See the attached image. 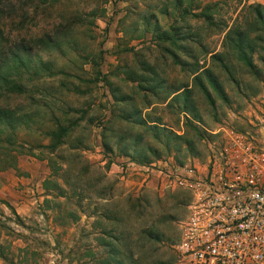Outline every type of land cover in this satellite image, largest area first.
<instances>
[{
	"label": "rangeland",
	"instance_id": "1",
	"mask_svg": "<svg viewBox=\"0 0 264 264\" xmlns=\"http://www.w3.org/2000/svg\"><path fill=\"white\" fill-rule=\"evenodd\" d=\"M214 1L194 0L188 6L183 0L181 5L196 12ZM250 3L264 0H219L215 22L208 25L189 15L182 21L174 0H0V60L22 40L30 44L52 34L56 25L70 21L76 29L69 35L72 49L43 52L52 62V75L34 76L25 94H0V105L25 108L35 118L31 127L15 133L24 149L15 155V167L0 170V264H103L109 254L100 237L143 264H177L180 224L196 191L180 179L204 173L209 161L225 156L235 135L264 146V64L258 54L259 74L231 55L228 69L210 58L223 50L217 22L231 24ZM171 26L198 33L200 42L178 43L190 47L200 71H212L222 92L203 77L206 96L193 81L194 60L158 39ZM143 63L162 79L156 94L126 76L144 73ZM182 85L191 89V112L182 111V100L169 102L171 90ZM113 90L127 94L148 125L191 140L194 151L166 152L163 133L136 126L130 129L132 137L140 136L136 146L149 145L157 154H147L142 163L121 155L119 146L130 140L118 143L113 137L125 124L111 111L127 104L119 108ZM57 123L70 130L51 151L48 132Z\"/></svg>",
	"mask_w": 264,
	"mask_h": 264
},
{
	"label": "trees",
	"instance_id": "2",
	"mask_svg": "<svg viewBox=\"0 0 264 264\" xmlns=\"http://www.w3.org/2000/svg\"><path fill=\"white\" fill-rule=\"evenodd\" d=\"M61 0H40L42 4L58 3ZM188 1V6L193 4L194 0ZM183 0H174V8L180 11V17L182 21L185 20L186 15L202 19L206 24L213 25L215 22V14L219 11V0L209 2L202 7L198 6V11L193 12L190 8L182 7ZM217 27L223 32L222 36V48L220 52H215L210 55L212 62L218 63L224 69L229 68L227 59L230 55L238 61L242 62L253 74H259V70L256 67L254 61V55L258 54L259 60L264 64V4L250 3L246 5L244 15H236L232 19L231 24L228 21L220 19ZM159 29V26H156ZM72 29L70 21L61 23L59 26L53 27L52 34L45 33L29 40L30 44L25 40H22L17 50L11 52V55L7 57H1L0 60V94L5 95H22L29 91L28 83L35 80L34 76H40L48 73L52 75V62L44 59L43 52L58 51L65 53V49H72V43H75L73 38L69 35L75 30ZM182 29L177 26L170 27V33L164 32L159 34L158 39L168 41L170 45L178 46L183 49V52L190 56L193 65V77L194 83H196L201 91L210 96L207 86L202 82V78L208 79L211 86L218 92H222L221 88L209 68H204L198 63V58L192 54L190 47L183 43H178L181 40L196 41L199 39L198 33H187L181 31ZM72 31V32H71ZM201 51L204 52L203 49ZM190 53V55H189ZM176 56V55H174ZM180 64H187L188 61L179 59ZM147 63H143L144 73H134L129 71L126 76L131 81L137 82L138 88L144 91H151L153 94L157 93L159 85L162 83V79L159 80L158 72L154 67L150 66L149 69ZM181 90V91H180ZM83 92L81 90H76ZM171 98L169 102H178L182 100V111L191 112L192 97L191 89L186 85H182L178 88L171 90ZM112 96L115 103L127 104L126 107H121L120 111L112 110V116L119 118L124 123V128H120V133H112L118 143L125 140H130L128 144L119 146L121 155L129 157L131 160H139L141 163L147 161L149 153L154 154L157 151L152 149L149 145H146V149H142L136 146L135 142L139 137H132L130 129L133 127H143L148 129H156L158 133H163L165 136L164 148L166 152L176 151H194L195 146L188 138L177 135L170 130L163 127H157L155 125H148L145 117H141L137 107H134L133 100L127 94L115 93L112 91ZM35 118L33 112L25 110V108L10 107L0 105V170L5 168H13L16 165V154L24 153L23 145L16 142V131L20 127L26 129L31 127ZM107 129V128H106ZM70 130L69 125H62L57 123V128L48 132L52 143L47 145V148L54 151L59 145L63 143V138L67 136ZM108 132L112 131L111 128L107 129ZM114 132V131H112ZM104 138L106 139L105 135ZM3 143L5 145L3 146ZM131 143L135 146L133 150H130ZM107 141H104V147L110 149ZM184 147V148H183ZM111 150V149H110ZM15 151V154L11 152ZM157 154V153H156ZM103 245L108 248L109 257L104 259L103 264H143L141 259L134 258L129 251L127 255L125 250L118 245H114L111 241L100 237ZM156 239H158L156 237ZM128 252V251H127ZM125 258H128L127 261ZM148 264H157V261Z\"/></svg>",
	"mask_w": 264,
	"mask_h": 264
},
{
	"label": "built area",
	"instance_id": "3",
	"mask_svg": "<svg viewBox=\"0 0 264 264\" xmlns=\"http://www.w3.org/2000/svg\"><path fill=\"white\" fill-rule=\"evenodd\" d=\"M231 139L204 173L180 179L196 191L180 224L177 264H264V146Z\"/></svg>",
	"mask_w": 264,
	"mask_h": 264
}]
</instances>
